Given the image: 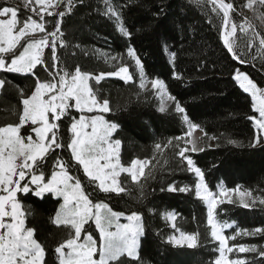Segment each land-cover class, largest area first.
<instances>
[{"label": "snow or ice", "instance_id": "obj_1", "mask_svg": "<svg viewBox=\"0 0 264 264\" xmlns=\"http://www.w3.org/2000/svg\"><path fill=\"white\" fill-rule=\"evenodd\" d=\"M77 2L83 3V0H34V3L32 0H23L24 7L39 17V20L32 15L20 20L17 7H0V72L23 74L32 77L34 81L28 95H25L23 89H17L22 105V108L14 106L12 109L17 122L0 126V264H46L45 246L36 238V229L26 224V217L31 213L22 203V197L30 193L41 199L48 193L63 199L59 210L50 217L53 225L66 230L65 238L54 247L56 264H144L140 255L141 238L145 235L143 214L132 211L125 215L114 211L108 203H94L90 195L97 191L115 193L117 196L125 194L130 199L143 202L147 196L148 182L156 179L154 173L160 164L158 154L162 158L164 151L169 148L179 158L177 170L194 173L197 181L194 185L179 187L172 183L166 188L161 187L160 191L192 192L196 199L206 205L208 231L204 242H218V246L213 249L218 252V256L210 264H254L256 258H260V264H264V245L229 243L238 236L264 235V228L257 227L251 231L237 229L235 233L225 235L224 230L232 228L235 222H221L216 218L217 207L222 203H234L233 196L236 195L239 197L235 201L238 206L246 209L260 207L264 211V194L255 196L252 190L241 191L239 186L227 189L222 185H218V192H213L205 182L202 169L191 157L185 155L189 151H203V148L197 147L196 141L186 140L184 136L168 138L154 144L150 159L136 158L127 166L121 163L122 141L113 138L119 125L101 115L112 111L109 100L100 97V90L94 89L89 82L94 81L98 85L105 77L113 76L126 84L135 85L133 73L123 62L126 59L134 61L138 72L137 99L150 92L159 100V112L167 113L171 107L174 113L181 114L183 123L188 125V137L200 125L190 121L186 109L168 92L162 80L146 78L144 65L132 47L127 49L126 57L122 54L104 56L105 63L113 71L95 75L81 71L79 66L70 70L64 54L58 55V46L61 49L69 47L63 39L65 32L61 30V23L66 15L72 13ZM102 3L103 8L97 10L113 20L121 35L130 39L132 34L124 25L120 8L113 0H102ZM195 3L201 8L211 6L209 11L220 21L223 45L234 60L241 64L247 63L241 57L257 46V41L258 47L252 59L259 57L264 60V34L254 30L247 18L240 24L234 22L232 13L237 12V8L230 0H195ZM245 8L264 25V0H246V3L240 5L237 14L244 15ZM45 14L58 19L46 21ZM208 22L212 23L211 16ZM49 23L52 24L51 30L47 28ZM238 30L241 33L239 36ZM45 49L50 50L47 58ZM84 54L89 53L85 51ZM175 55L171 53L173 62ZM174 76L182 78L176 73ZM232 78L251 96L254 111L259 114V118L248 117L257 130L248 146L255 148L264 143V88L259 87L239 68L234 70ZM5 84L6 81L0 79V90L4 89ZM73 109L80 113L78 118L72 114ZM84 113L95 115L86 116ZM65 117L68 118L67 132L70 135L61 136L59 122ZM26 126L31 128L35 138L30 134H22L21 130ZM201 131L210 140L222 139L223 143L240 146L238 141L224 134L209 136L203 129ZM57 150H67L69 159L65 160ZM167 163L165 159L164 164ZM73 168L77 171L82 168L92 193L85 191L80 176L71 172ZM122 174H127L123 180ZM121 218L127 223H121ZM164 219L179 233L178 236L169 235L167 244L195 249L203 243L199 232L185 233L177 227V215L174 212L165 213ZM90 221L99 233L98 238H94L91 230L85 229V225L91 228ZM234 252L254 255L251 259L240 258L239 255L230 259Z\"/></svg>", "mask_w": 264, "mask_h": 264}, {"label": "trees", "instance_id": "obj_2", "mask_svg": "<svg viewBox=\"0 0 264 264\" xmlns=\"http://www.w3.org/2000/svg\"><path fill=\"white\" fill-rule=\"evenodd\" d=\"M230 2L239 12L240 5L246 3V0ZM113 3L120 8L124 25L132 34L131 38L121 35L113 20L97 10L103 8L102 0L77 2L72 13L66 15L61 23V30L65 32L63 39L68 42L69 47L61 49L58 46V55L64 54L67 67L74 70L79 66L81 71L95 75L110 72L114 69L105 63L104 56L122 54L126 57L127 49L132 47L144 65L146 78L162 80L167 85L168 92L186 109L192 123L200 125L199 129H203L209 136L224 134L239 142L240 146L226 144L222 139L210 140L203 134V151H189L185 154L202 169L208 187L213 192H218V185L227 189L239 186L243 191L252 190L255 196L264 194V143L255 148L248 146L257 133L254 122L248 119L256 115L253 101L232 78L234 70L239 68L259 87L264 88V60L259 57L252 59L258 41L257 46L241 57L248 62L241 64L232 58L223 45L220 21L209 11L210 5L201 8L195 0H113ZM3 6L17 7L20 20L28 15L39 20V17L24 7L23 0H0V7ZM237 12L232 13V17L234 22L240 24L247 9H243L244 15H238ZM209 16L212 23L208 22ZM56 19L58 17H48L45 14L46 21ZM47 28L51 30L52 24L49 23ZM254 30L264 34L257 25ZM237 35H241L239 30ZM49 51L45 50L46 58ZM85 51L89 54H84ZM171 53L176 54L174 62ZM123 62L133 73L135 85L126 84L120 78H104L98 85L91 81V85L100 90V97L109 100L112 111L102 114L108 121L119 125L114 139L122 141L121 163L127 166L136 158L150 159L154 144L158 141L163 142L176 136H184L186 140L188 138L187 125L183 123L181 114L174 113L171 107L167 113L159 112V100L150 92L137 99L139 81L134 61L126 59ZM174 73L182 78H175ZM0 79L6 81L4 89L0 90V126H4L17 122V117L12 114L13 107L22 108L17 89H23L25 95H28L33 89L34 81L30 76L5 72L0 73ZM72 114L77 118L80 115L74 109ZM59 123L61 136L70 135L67 132L68 118L65 117ZM29 129L31 128L28 126L23 128L22 134L32 135ZM180 143L183 144L182 141ZM57 152L65 160L69 159L67 150ZM158 159L160 164L154 173L156 179L148 182L147 196L143 202L130 199L125 194L117 196L115 193H92L82 168L78 171L73 168L71 172L80 176L85 191L92 193L90 198L94 203H108L114 211L125 214L132 211L143 214L145 235L141 238L140 255L144 264H210L218 256V252L213 251L218 242H204L208 231L206 205L196 199L192 192L185 194L160 191L161 187L166 188L172 183L177 187L194 185L197 177L186 170H177L179 158L173 155L171 148L164 151L162 158L158 154ZM165 159L167 164H164ZM126 175L122 174L121 180ZM235 201L237 200L232 204L222 203L216 209L217 220L235 222L232 228L225 231V235H231L237 229L251 231L257 227L264 228V211L260 207L246 209L238 206ZM22 203L31 213L26 217L27 226L36 229V238L45 246L46 264H56L54 247L65 238L66 230L53 225L50 217L58 211L61 199L50 193L45 194L43 199L30 193L22 197ZM150 209L153 211L150 212ZM167 212L177 215L176 224L180 230L185 233L199 232L203 243L195 249L167 244L169 235H179L165 221L164 214ZM89 224L91 228L85 225V229L91 230L94 238H98L99 233L94 230V223L90 221ZM208 239H211L210 236ZM229 243L262 246L264 235L238 236ZM237 255L251 259L254 254L234 252L230 259ZM254 264H260V258H256Z\"/></svg>", "mask_w": 264, "mask_h": 264}, {"label": "rangeland", "instance_id": "obj_3", "mask_svg": "<svg viewBox=\"0 0 264 264\" xmlns=\"http://www.w3.org/2000/svg\"><path fill=\"white\" fill-rule=\"evenodd\" d=\"M227 2V1H226ZM247 14L245 15V17H244V19H243V21L241 22V23H243L244 22V20H245V18H247L249 21H251V23L253 24V26L255 27L256 25L261 29V30H263L264 31V25H262L261 24V21L259 20V19H257L254 15H253V13L251 12V11H249V10H247V12H246ZM257 31V30H256ZM38 36L39 35H42V34H37ZM23 42V41H22ZM21 42V43H22ZM46 50V49H45ZM1 73V72H0ZM131 73V72H130ZM105 78H118V77H113V76H108V77H105ZM90 84H91V81L89 82ZM149 88H150V85H149ZM253 101V100H252ZM169 103H171V102H169ZM253 104H254V102H253ZM254 108V107H253ZM256 113V115H255V117L256 118H259V114L257 113V112H255ZM84 115H86V116H91V115H95V113H84ZM101 115H103L102 113H101ZM105 118V117H104ZM106 119V118H105ZM107 120V119H106ZM187 125V124H186ZM254 126H255V124H254ZM255 130H256V127H255ZM22 131V130H21ZM29 131L31 132V133H33L32 131H31V129H29ZM187 131H188V125H187ZM256 132H257V130H256ZM115 134V133H114ZM33 135V137L35 138V134L33 133L32 134ZM187 138H188V140H194V141H196L197 142V147L198 148H201V139H202V137H203V132L198 128V129H196V130H194L193 131V133H192V136L191 137H188V136H186ZM113 138H114V135H113ZM190 147H191V145H190ZM241 191H243V190H241ZM61 199V203L63 202V199H62V197L60 198ZM238 199H239V197H238V195H236V196H233V200H237L238 201ZM59 210V209H58ZM125 214V213H124ZM125 215H127V214H125ZM121 223H127V221L126 220H124L123 218H121V221H120ZM86 227V226H85ZM230 229V228H229ZM226 230H228V229H225L224 231H226ZM83 239H84V234L82 233V236H81V241H83ZM98 247H99V241H98V245H97ZM47 253V252H46Z\"/></svg>", "mask_w": 264, "mask_h": 264}]
</instances>
